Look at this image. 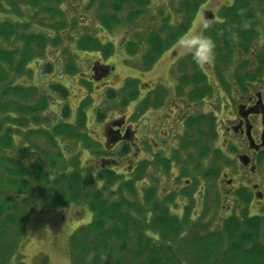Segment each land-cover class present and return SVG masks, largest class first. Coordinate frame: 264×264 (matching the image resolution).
<instances>
[{"label":"trees","instance_id":"trees-1","mask_svg":"<svg viewBox=\"0 0 264 264\" xmlns=\"http://www.w3.org/2000/svg\"><path fill=\"white\" fill-rule=\"evenodd\" d=\"M63 1L0 0V13L5 18H0V254H4L0 262L6 260V255L13 253L16 247L12 250L13 243L18 240L12 227L22 233L27 218L37 212L38 206L85 203L91 220L69 236L72 264H264V209L262 213L252 214L244 206L237 214L224 217L221 225L212 230L208 229V225L192 223L188 218V204L182 205L179 215L172 211L178 206L175 203L177 192L171 190L159 197L155 186L148 185L141 189L139 196L134 185L150 166L159 167L163 175L170 174L172 161L180 159L182 151L189 159L192 158L198 169L196 157L205 162L209 155L208 145L212 144L216 134V117L212 113L186 116L182 136L176 149L171 150L172 155L167 156L160 151L156 154L160 158L158 162L157 159L154 162L140 159L132 171L135 173L132 179H121L120 173L111 170L113 163L102 164V159L107 158L101 159L98 171L82 165L76 156L70 164L64 162L67 158L62 154L58 142L60 138L82 141L96 156L102 152L101 143L83 132L90 96L82 99L73 121L63 120L51 128L28 127L39 123L41 111L48 107L51 100L45 94L36 96L39 92L37 86L18 83L14 77L23 73L29 75L30 62L42 57L48 44L62 41L61 33L67 30V25L75 28L80 22L68 16L69 10L61 7ZM94 1L90 0L87 7L94 12L97 22L94 29L103 32L111 30L122 20L131 23L149 7L152 0H98L95 8ZM170 2L175 5V22L165 15L160 26L150 29L144 37L138 35L136 43L130 41L127 44L125 51L132 55L145 48L140 60L147 66L190 29L199 7L206 0ZM44 13L57 16L60 20L44 24L41 16ZM219 17L221 22L215 24L213 30L208 25L204 29L207 36L216 40V61L228 64L236 50L246 51L253 40H263L255 61L258 67H264V0H233L232 4L220 8ZM37 26L41 29L35 30ZM42 27L52 29L56 35L52 37L51 33L42 31ZM68 36L69 40H74V45L64 52L66 61L60 68L67 76L72 77L78 72L73 50L102 53L104 58L113 55V44L103 43L93 33L68 31ZM50 65L44 66L46 71L50 70ZM195 70L204 75L199 67H192V71ZM82 82L90 88L89 80ZM187 82L190 81L179 82L177 86L180 89ZM191 82L192 86L199 87L207 84L201 77L192 78ZM126 83L121 91L123 103L138 95L134 85ZM208 88L209 92L195 94L189 89L186 96L190 100L192 98V103L195 99L203 100L211 94V85ZM50 89L57 90L62 96L69 92L68 87L60 82L53 83ZM179 89L177 95L181 97ZM157 93L156 101H152L151 97ZM157 93L146 95L134 115L140 117L149 108L160 107L167 92ZM108 95L114 98L115 94L108 92ZM61 111L67 116L69 106L64 105ZM99 113L97 115L101 120L103 115ZM43 118L46 119L45 116ZM202 121L206 128L200 125ZM40 137L46 141L47 147H39L31 141ZM123 143L120 152L129 147L126 142ZM213 154L218 157L216 150ZM214 171L206 170L202 175L210 178ZM181 174H186L182 168L178 177ZM98 180L102 181L100 186L97 185ZM177 191L187 194L190 189ZM106 192L107 196L104 195Z\"/></svg>","mask_w":264,"mask_h":264},{"label":"rangeland","instance_id":"rangeland-1","mask_svg":"<svg viewBox=\"0 0 264 264\" xmlns=\"http://www.w3.org/2000/svg\"><path fill=\"white\" fill-rule=\"evenodd\" d=\"M89 1L64 0L62 2L61 7L69 10L68 16H73L79 19L80 22L75 28L67 25V30L63 29L65 31L62 30L63 32L61 33L62 41L59 40L58 43L48 44L45 54L36 61L30 62L31 73L29 75L23 73L14 77L18 83L37 86L39 92L36 93V96L45 94L51 100L48 107L41 111L39 123L30 124L28 127L44 126L51 128L54 124L63 120L73 121L77 107L82 99L90 96L91 103L86 108L87 123L83 132L87 133L93 140H98L101 143L105 138L102 135L104 124H109L110 121L119 118V116H127L132 109L134 111L131 114L133 121L127 117L125 122L124 118H122L120 125L124 126L132 121L135 124L137 123L139 128L135 126L134 131L127 138L123 137L125 140L121 142L130 141L131 139V141L136 143L134 147H128L125 152H120L124 143L120 145L116 142L121 138H116L115 141H108L105 146L100 145L104 148L98 156L93 154L90 149H87L82 141L67 138L58 139L62 154L67 158L64 160L65 163L70 164L72 158L76 156L82 165L90 166L93 170L98 171L101 168V159L107 158V160L102 159V164L113 163L111 170L120 173L121 179H132L135 176L132 171H134L139 160L144 157H150L148 158L149 162H154L156 159L158 162L160 159L157 158L159 155H156L159 153L157 152L158 149L163 154L171 156V147L169 146L172 141L171 132H175L174 138H176L177 134L182 133L184 118L190 114L191 110L194 114L212 112L216 115L215 129L219 132V124L222 123V114L225 111L221 102L225 105L227 104L225 93L213 92L211 89L210 95L203 100L195 99L191 106V100L186 96V92L189 89L193 94H195L194 92H209V82L212 84V88L214 87L215 90L218 89L220 91V84L222 88H226L225 79H229L232 82L230 84L231 88L242 81V70L249 73L253 70L257 72L258 64L255 65L254 61L256 60V53L263 44V40H253L246 51L236 50L233 59L228 64L223 63L224 67L221 66L222 61L217 62L215 69L220 81L217 79V75L213 74L214 64L212 60L207 64L197 66L190 55L182 54L183 50L177 47L180 40L170 50L155 59L150 66H147L140 60L145 48H142L137 55H132L125 51L127 44L130 41L136 43L138 35L144 37L150 29L160 26L165 15H169V19L175 22L176 12L173 10L175 5L170 0H152L149 7L142 14L136 16L131 23L122 20L121 23L115 25L111 30H103L102 32L94 29L97 22L94 20L93 10L91 8L89 10L87 7ZM96 1L98 0L93 2L94 8L96 7ZM224 3H226V0H207L206 3L199 7V10L205 5L203 8L209 13L215 14L217 18L218 8ZM127 11L128 8L125 12L127 13ZM41 16H43L44 24H51L60 20L59 17L48 13L41 14ZM0 18L5 19L2 13H0ZM206 18H208V14H205L203 10L201 13L197 12L190 29L183 36L192 32L202 22L207 23ZM214 27L216 26L212 25L209 29L213 30ZM39 29H41L39 26L35 27V30ZM77 30L93 33L103 43L111 42L113 44V55L109 58H104L101 55L102 53L73 50L72 52H75L73 59L76 60L78 72L70 77L63 71L61 72L60 68L62 65L64 67L66 61L64 52L67 51V48L74 45V40H69L68 31L77 33ZM42 31L51 33L52 37L56 35V32L48 27H42ZM214 44V53L217 56L218 54L215 51L216 40ZM203 51L204 48L201 45L196 50V54L201 55ZM46 64H52L49 71L44 68ZM192 67H199L204 75L197 73V69L192 71ZM220 70L222 76L219 74ZM197 77L204 78L207 84L203 83L200 87L192 86V78L195 79ZM127 78L129 79L127 80ZM83 80L91 82L90 88L86 86L85 82H82ZM185 80H189L191 83L182 84L179 89L177 85ZM59 82L68 87L69 92L66 96H62L57 90L50 89L53 83ZM126 82L134 85V90L138 95L135 99L123 103L121 91L122 87L127 85ZM152 87L155 88L153 92H167L166 101L164 100V106L160 108L159 117L157 118L156 115L151 116V124L146 119L135 121L136 119L134 118H138V116L134 115V113L138 112L136 110L138 105L136 104L145 95L146 92L144 91L150 90ZM112 88L115 90L111 91ZM178 89V92H182L180 98L177 95ZM108 92H114V98H109ZM158 94L153 96L151 100L156 101ZM217 96H220V99ZM218 100L220 101L219 103ZM64 105L69 106L70 113L68 112L67 116L62 115L61 110ZM99 112L103 115L101 120H99ZM97 113L99 114L97 115ZM133 115L135 116L134 118ZM201 123L200 125L206 128L205 123L203 121ZM140 129H143V131L146 129L147 133H145V136ZM134 135L138 136L139 139L135 138ZM21 140L23 139L21 138ZM17 141L19 142V140ZM31 141L36 142L39 147L46 146V141L41 137L36 139V141ZM215 145L217 146L219 143L216 142ZM208 150L209 154H213L215 149L208 145ZM196 160L199 162L198 169L192 163V158L189 159L186 153L182 151L180 159L172 161L173 174L162 175L159 167L150 166L148 171L135 181L134 185L139 191V196L141 195V189L148 185L155 186L159 197H163L165 193H169L171 190L177 192L175 203L177 202L178 206L177 209L174 207L172 211L174 210V213L179 215L182 212V205L188 204L190 205L188 218L192 220V223L205 224L208 225V229L213 230L221 225L224 216L238 213L242 205L232 195L233 192L228 197H223L221 182L219 183L213 179L210 184V180L206 181L202 174L207 170L209 164H205L206 161H199L197 157ZM180 168L185 170V176L181 174L178 177ZM101 182V180H98L97 185L100 186ZM187 188L190 189L188 191L189 194L187 192V194H182L177 191L186 190ZM107 193L104 195L107 196ZM130 198L133 199L132 196ZM38 207L36 208L37 212L31 213L27 218L22 233L12 227L13 234L18 236V240L12 245V250L16 247L13 253L11 251V254H7L6 260L0 262V264H72L73 254H70L69 236L76 228L86 225L91 220V213L88 207L85 203L50 204L46 207H39V209ZM259 211L261 209H258L256 213ZM3 255L0 254V257Z\"/></svg>","mask_w":264,"mask_h":264},{"label":"flooded vegetation","instance_id":"flooded-vegetation-1","mask_svg":"<svg viewBox=\"0 0 264 264\" xmlns=\"http://www.w3.org/2000/svg\"><path fill=\"white\" fill-rule=\"evenodd\" d=\"M232 2L233 0H231V2L226 0L224 5L219 6L217 18L215 14L209 13L206 10L205 14H208V18H206V20L209 28L221 21L219 17L220 8L222 6L230 5ZM216 60L217 56L214 53L212 62L214 64V72L216 73L213 72V74L217 75V79L220 81L218 78V73L215 69V64H217ZM254 64H257L256 61H254ZM221 66L224 67V64H221ZM263 72L264 67L262 66L258 67L257 72L253 70L249 73L242 70V81L236 83L231 88L230 84H232V82L229 79L226 80L225 78L226 88H222L221 84L219 87L220 91L218 89L215 90L213 87V92L225 93L227 97V104L225 105L223 102H221L225 111L222 114V123L219 124V132L216 130L215 137L212 139L211 144V146L218 152V157H214V154H209L205 160V164H209V167L207 168L208 172L215 170V174L210 178H205V180H210V184L213 179L219 183L221 182L223 197H228L230 193L233 192L232 195H234L235 198L240 201L242 207L247 206L250 213L253 214H257L256 211L258 209H264V188L262 189V187H264ZM206 74L208 73L206 72ZM219 74L222 76L221 70L219 71ZM153 88L154 87L147 91L145 90L144 92L146 93L142 99L148 95L150 91L153 92L155 90V88ZM217 98L220 99V96H217ZM219 102L220 101L218 100V103ZM138 103L136 105H138ZM190 105L192 106V98ZM162 106H164V103L160 107L149 108L138 118H134L133 115V118L136 119L135 121H138V119H146L147 121L149 120V123L151 124V116L156 115L158 118L161 111L160 108H162ZM133 112L134 111L131 109L127 116H119V118H115L113 121H110L109 124H104L102 135L103 138L104 136L105 138L104 141L101 142L102 146H105L108 141H115L116 138H121L116 141L121 145V143H123L121 141L125 140L123 137L127 138L129 134L134 131V127L138 126V124L132 122L133 120L131 118V114ZM190 115H192V110L187 116ZM127 117L132 121L126 123L124 126L122 124L120 125L121 119L124 118V121L126 122L125 119ZM111 122L113 125H111ZM140 131L142 132L143 129H140ZM134 133L136 134V132ZM145 133H147L146 129L143 131L144 136L146 135ZM174 135L175 132L172 131V141L169 145L171 147L170 151L172 149H176L182 133L177 134V140L174 138ZM134 137L139 139V137L136 135H134ZM216 142L219 143V145L216 146ZM126 143L128 144L129 148H132V146L134 147L136 145V143L131 141V139L130 141L127 140ZM174 144L175 146H173ZM157 152H160V150L158 149ZM144 158L148 160L150 157ZM161 174L163 175V173ZM170 174H173L172 170ZM185 180L187 181V179ZM258 213H260V211Z\"/></svg>","mask_w":264,"mask_h":264},{"label":"clouds","instance_id":"clouds-1","mask_svg":"<svg viewBox=\"0 0 264 264\" xmlns=\"http://www.w3.org/2000/svg\"><path fill=\"white\" fill-rule=\"evenodd\" d=\"M207 23L202 22L196 29L180 38L177 47L182 49V54L190 55L193 62L199 66L209 63L214 57V41L205 34ZM203 45V54L197 55L196 50Z\"/></svg>","mask_w":264,"mask_h":264}]
</instances>
